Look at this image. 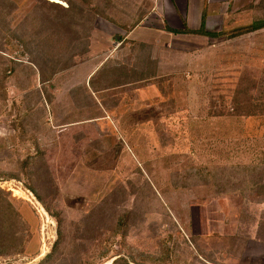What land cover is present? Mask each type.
I'll return each mask as SVG.
<instances>
[{"label": "rangeland", "instance_id": "1", "mask_svg": "<svg viewBox=\"0 0 264 264\" xmlns=\"http://www.w3.org/2000/svg\"><path fill=\"white\" fill-rule=\"evenodd\" d=\"M155 2L0 0V264H264V0Z\"/></svg>", "mask_w": 264, "mask_h": 264}, {"label": "crops", "instance_id": "2", "mask_svg": "<svg viewBox=\"0 0 264 264\" xmlns=\"http://www.w3.org/2000/svg\"><path fill=\"white\" fill-rule=\"evenodd\" d=\"M230 1L232 3L231 6L232 9L228 8V6L227 9H225L224 5L217 0L216 1L215 0H157V2H155L156 3L155 8L153 9L158 13H160V16L161 15L163 16V19H165L169 28L174 27L171 24L174 22L171 18H175L176 20H182L185 23L187 29L190 31L196 30L199 27L201 28V26H203L204 29L209 32V31H213V29L217 28L218 26L234 27V25L235 26L238 25L239 19L237 13L239 12L238 11L239 8L237 6H240L239 0H230ZM161 2H163L162 6L160 4ZM166 3L167 6H165ZM166 13L167 14L169 13L170 15H167ZM234 21H236L235 24H233ZM136 29L137 27L135 28V30ZM135 30L129 34L128 39H132L131 37L135 33ZM196 37H202V36L196 35ZM132 41L135 42L140 41L141 43H150L144 40H132ZM89 50H91V44ZM85 63H91V59H89ZM87 65L88 64L82 65V67H85L86 74L88 70L90 71L93 70L92 68L89 69Z\"/></svg>", "mask_w": 264, "mask_h": 264}, {"label": "trees", "instance_id": "3", "mask_svg": "<svg viewBox=\"0 0 264 264\" xmlns=\"http://www.w3.org/2000/svg\"><path fill=\"white\" fill-rule=\"evenodd\" d=\"M263 28H264V22L263 21L259 22L258 24H255V26L250 27L251 31L263 29ZM184 33L195 34V35H200V36H204V37H213V38L218 37L220 35L219 33H210L208 31H206L203 26H201V28L196 30V31L186 30V32H184ZM262 112L264 113V110H262ZM12 191L14 194H18L17 190L15 188H13Z\"/></svg>", "mask_w": 264, "mask_h": 264}]
</instances>
